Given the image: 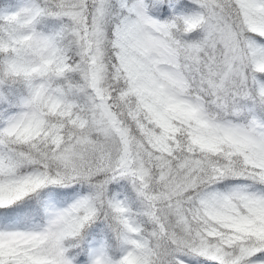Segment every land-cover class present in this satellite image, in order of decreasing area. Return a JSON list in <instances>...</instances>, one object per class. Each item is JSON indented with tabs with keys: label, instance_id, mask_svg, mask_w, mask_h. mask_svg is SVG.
Here are the masks:
<instances>
[{
	"label": "snow or ice",
	"instance_id": "1",
	"mask_svg": "<svg viewBox=\"0 0 264 264\" xmlns=\"http://www.w3.org/2000/svg\"><path fill=\"white\" fill-rule=\"evenodd\" d=\"M0 264H264V0H0Z\"/></svg>",
	"mask_w": 264,
	"mask_h": 264
}]
</instances>
